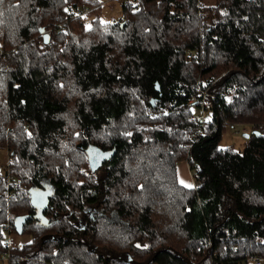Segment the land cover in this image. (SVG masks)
<instances>
[{"label":"trees","instance_id":"16d2710c","mask_svg":"<svg viewBox=\"0 0 264 264\" xmlns=\"http://www.w3.org/2000/svg\"><path fill=\"white\" fill-rule=\"evenodd\" d=\"M101 5L0 3V256L264 258V0H121L111 22ZM233 125L238 150L219 145ZM91 156L103 158L94 171ZM11 232L29 240L8 254Z\"/></svg>","mask_w":264,"mask_h":264},{"label":"rangeland","instance_id":"374dc122","mask_svg":"<svg viewBox=\"0 0 264 264\" xmlns=\"http://www.w3.org/2000/svg\"><path fill=\"white\" fill-rule=\"evenodd\" d=\"M101 10L99 14V18L102 22H111L117 21L122 18L121 12V0H101ZM197 111V110H196ZM197 113V112H196ZM208 113L205 112L204 118H207ZM247 127V126H246ZM248 129V127L246 128ZM240 130V131H239ZM242 130H245L244 127H237V126H227L222 134V139L220 141V146L222 148L226 146H233L235 149H241L245 142V138L243 137ZM4 162L2 161L1 164ZM182 165V162L179 163L177 166ZM180 175V173H179ZM21 221V220H20ZM19 221V222H20ZM29 240L28 236L25 235H18L16 233H10L5 235L4 243L7 244H16L19 245L27 242ZM9 254V252H7ZM0 264H7L8 256H0ZM262 264H264V258L262 260Z\"/></svg>","mask_w":264,"mask_h":264},{"label":"built area","instance_id":"2783aa9c","mask_svg":"<svg viewBox=\"0 0 264 264\" xmlns=\"http://www.w3.org/2000/svg\"><path fill=\"white\" fill-rule=\"evenodd\" d=\"M206 95L205 93H203V96ZM190 102L194 103L195 105H198L201 108V111L198 113H195L192 118L200 123H203L204 120V108L207 106V101L204 98H202L201 100H198L197 98H191ZM0 168H2L0 166ZM4 230H7L6 227H3ZM19 245L18 244H12V245H8V251H14L16 249H19ZM262 260L263 258L261 257H253L249 260V264H262Z\"/></svg>","mask_w":264,"mask_h":264},{"label":"crops","instance_id":"0c3cea01","mask_svg":"<svg viewBox=\"0 0 264 264\" xmlns=\"http://www.w3.org/2000/svg\"><path fill=\"white\" fill-rule=\"evenodd\" d=\"M179 173H180V175H179ZM177 176H178V180L180 183H181V181H183V183H181V184L184 187H187V188L194 187L193 176H192L190 167L186 161H183L182 165L177 166ZM189 185H190V187H189ZM16 244H18V243H16ZM8 245H12V244L6 245L7 250H8ZM0 261H2V260H0Z\"/></svg>","mask_w":264,"mask_h":264},{"label":"water","instance_id":"95a60500","mask_svg":"<svg viewBox=\"0 0 264 264\" xmlns=\"http://www.w3.org/2000/svg\"><path fill=\"white\" fill-rule=\"evenodd\" d=\"M156 88L158 89V86ZM151 102H152V100H151ZM245 136L248 137V134H245ZM102 160H103V158H93L92 156L89 157V166H90V169H92V171H94L95 169H97L100 166V164L102 163ZM39 202H40V204L36 206L37 207V210H39L40 207L42 206V200H39ZM43 202H46V201L44 200Z\"/></svg>","mask_w":264,"mask_h":264},{"label":"flooded vegetation","instance_id":"af4514ba","mask_svg":"<svg viewBox=\"0 0 264 264\" xmlns=\"http://www.w3.org/2000/svg\"><path fill=\"white\" fill-rule=\"evenodd\" d=\"M37 198H38V197H37ZM44 199H45V198H43V199H42V204H44V203H45V202H43V201H44ZM88 213H89V212H88ZM89 215H90V217H92V216H93L91 212L89 213Z\"/></svg>","mask_w":264,"mask_h":264},{"label":"snow or ice","instance_id":"6c2138e0","mask_svg":"<svg viewBox=\"0 0 264 264\" xmlns=\"http://www.w3.org/2000/svg\"><path fill=\"white\" fill-rule=\"evenodd\" d=\"M3 2V0H0V3H2ZM181 183H183V181H181ZM189 187H190V185H189Z\"/></svg>","mask_w":264,"mask_h":264}]
</instances>
